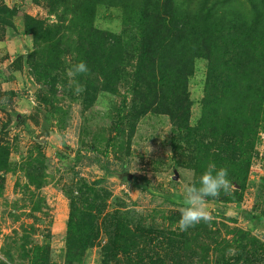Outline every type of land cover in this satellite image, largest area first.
Segmentation results:
<instances>
[{
  "label": "trees",
  "instance_id": "trees-1",
  "mask_svg": "<svg viewBox=\"0 0 264 264\" xmlns=\"http://www.w3.org/2000/svg\"><path fill=\"white\" fill-rule=\"evenodd\" d=\"M99 6L122 10V33L96 27ZM50 11L58 22L24 16V33L37 47L30 57L33 72L48 96L59 91L68 69L81 60L90 70L76 78L85 87L80 96L87 106L102 91L119 93L120 82L130 77L134 102L121 118L132 129L130 138L141 116L168 115L177 137L176 166L193 170L195 180L209 162L225 167L231 195L208 199H243L264 129V0H53ZM16 14L15 8L1 5L0 21L13 26L10 18ZM197 59L207 60L208 73L202 115L192 126L188 81ZM105 179L83 181L70 196L63 264H80L103 237L102 264H259L264 242L243 228H235L232 238L222 237L215 218L181 232L172 229L180 218L177 210L169 219L171 228L147 227L120 205L108 211ZM25 245L29 264H57L48 243ZM4 257L0 264H12L10 254Z\"/></svg>",
  "mask_w": 264,
  "mask_h": 264
},
{
  "label": "rangeland",
  "instance_id": "rangeland-1",
  "mask_svg": "<svg viewBox=\"0 0 264 264\" xmlns=\"http://www.w3.org/2000/svg\"><path fill=\"white\" fill-rule=\"evenodd\" d=\"M52 1L0 0V7L6 4L17 10L12 19L7 17L13 26L0 21V45L6 42L12 48L0 50V74H12L14 67L32 78L26 87L10 93L0 78V148L8 152L0 154V257L6 260L4 256L10 254L12 264H29L22 245L28 249L34 242L48 243L53 262L64 263L70 196L83 181L106 176L103 188L111 194L108 211L120 205L147 227L171 228L169 219L180 206L182 182L196 179L193 170L178 167L173 160V138L177 137L168 115L149 112L141 116L130 138L128 121H121L134 102L130 77L120 82L119 93L100 92L92 106L74 93L70 77L62 78L66 82L48 96L47 87L37 82L33 72L30 57L37 47L32 36L25 46V37L18 34L25 31V14L50 24L58 22L50 11ZM95 25L122 33V10L99 6ZM68 60L72 61L70 56ZM207 73V60L197 59L188 81L192 126L202 115ZM106 98H110L111 110L102 115L98 109ZM260 126L264 128V121ZM208 207L222 237L232 238L235 228H243L264 242V129L251 159L243 199L209 200ZM176 228L177 223L172 229ZM105 241L98 239L80 264H102ZM259 264H264L263 250Z\"/></svg>",
  "mask_w": 264,
  "mask_h": 264
},
{
  "label": "clouds",
  "instance_id": "clouds-1",
  "mask_svg": "<svg viewBox=\"0 0 264 264\" xmlns=\"http://www.w3.org/2000/svg\"><path fill=\"white\" fill-rule=\"evenodd\" d=\"M89 67L83 60L73 64L67 72L74 85V93L80 95L85 91L84 85L76 79L89 73ZM99 111L106 115L111 110L110 98L104 99ZM232 184L228 179V170L225 167H217L214 162H209L202 171L198 180L182 182L180 192V206L177 211L180 218L177 222L178 230L188 231L189 228L204 222L210 224L214 219L208 207L209 199H218L221 194L231 195Z\"/></svg>",
  "mask_w": 264,
  "mask_h": 264
},
{
  "label": "crops",
  "instance_id": "crops-1",
  "mask_svg": "<svg viewBox=\"0 0 264 264\" xmlns=\"http://www.w3.org/2000/svg\"><path fill=\"white\" fill-rule=\"evenodd\" d=\"M19 36H23L25 37L24 38V43H25V46L27 44L30 45V41L31 40V37L27 34H25L24 32H21V34H18ZM8 41V44H9V40ZM11 41V40H10ZM6 43V42H5ZM5 43H2L0 45V50L3 52V51H9V50H12L9 44V46L7 47ZM9 49V50H8ZM1 55V54H0ZM11 59V58H10ZM10 61V60H9ZM25 69V68H24ZM10 72L12 74H0V78L2 80V82L4 81V84L7 86V88L5 89V92L6 93H10V91H14L15 89H22V87H26V85L28 83H30L31 81V76H28L27 77V74H21V69H17V68H10ZM2 72V71H1ZM5 77V78H4ZM1 82V81H0ZM1 82V83H2Z\"/></svg>",
  "mask_w": 264,
  "mask_h": 264
}]
</instances>
